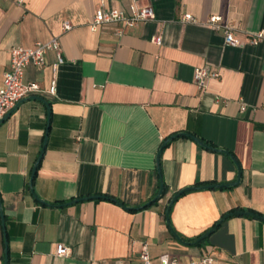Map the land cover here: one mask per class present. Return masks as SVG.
<instances>
[{
	"label": "crops",
	"instance_id": "0c3cea01",
	"mask_svg": "<svg viewBox=\"0 0 264 264\" xmlns=\"http://www.w3.org/2000/svg\"><path fill=\"white\" fill-rule=\"evenodd\" d=\"M99 3L0 0V83L11 46L57 36L63 58L56 74L54 50L44 66L27 65L24 81L39 90L0 120L7 264H131L143 245L154 264L162 254L184 264L202 254L213 264H264V220L235 213L264 217V41L248 42L264 27V0H104L106 9L149 5L155 18L92 31ZM184 13L201 22L221 16L243 44H226L208 24L180 21ZM196 66L220 76L200 87ZM37 97L48 102L49 120ZM46 136L32 193L30 172ZM166 140L165 193L145 205L159 189L156 155ZM195 185L174 199L167 222L171 198ZM57 244L69 254L57 256ZM4 251L0 218V264Z\"/></svg>",
	"mask_w": 264,
	"mask_h": 264
},
{
	"label": "built area",
	"instance_id": "2783aa9c",
	"mask_svg": "<svg viewBox=\"0 0 264 264\" xmlns=\"http://www.w3.org/2000/svg\"><path fill=\"white\" fill-rule=\"evenodd\" d=\"M18 5L24 3L25 0H10ZM155 18L154 10L151 6H138L131 3L129 11L121 9H106L104 8V0H100L99 6L96 8L91 21L88 23L90 30L96 31L102 24L119 23L123 27L131 28L141 22L152 20ZM180 21L192 23H205L217 30H221L224 34V41L231 46L243 44L234 36L235 27L227 22H222L219 15H211L206 21L201 22L190 13H184ZM72 25L68 21L62 24L63 31L70 30ZM115 34L120 36L122 28L115 30ZM153 41L161 44V37L154 36ZM264 41V27L257 32L249 34L248 42L250 44H258ZM49 50H54L57 56V62L53 65L54 74L57 72V67L62 63L63 58L60 49V40L57 36H53L49 40L42 42L38 41L31 48H26L21 45L11 46L9 49V67L4 71L0 83V120L19 102L20 99L36 93L39 86L34 82L24 81V71L29 64H34L38 67L45 65L46 54ZM220 76L219 71L212 69L209 66H196L194 68L193 79L198 86L203 87L207 80L216 79ZM56 78L51 82V93L55 92ZM244 107H242L243 109ZM55 254L57 256H67L69 248L62 244H57ZM214 258L209 254H202L190 264H213ZM131 264H154L151 262L150 255L146 245H143L138 261ZM157 264H184L175 257H170L168 254H162L159 257Z\"/></svg>",
	"mask_w": 264,
	"mask_h": 264
},
{
	"label": "water",
	"instance_id": "95a60500",
	"mask_svg": "<svg viewBox=\"0 0 264 264\" xmlns=\"http://www.w3.org/2000/svg\"><path fill=\"white\" fill-rule=\"evenodd\" d=\"M38 99L42 100L44 102V104L46 105L47 107V114H48V120H49V115H50V108H49V105H48V102L45 101L44 99L42 98H39L37 97ZM183 135H188L190 136L191 138H193L199 145L201 146H204V147H207V148H210V146H208L207 144H205L204 142H202L200 139H198L197 137L193 136V135H190V134H185V133H182ZM174 137V136H171V138ZM46 139H47V136L44 138V142H43V147L41 148L40 150V153L37 157V159L35 160L32 168H31V172H30V177H29V186H30V190L32 193L33 192V187H32V184H33V179H34V175L36 173V170H37V167L40 163V160L42 158V155H43V151H44V146H45V143H46ZM167 140L165 142L162 143L160 149L158 150L157 152V155H156V168H157V172H158V176H159V181H160V185H159V189L156 193V195L149 201L147 202L145 205H149L151 202L159 199L163 193V190H164V183H163V179H162V175H161V171H160V163H159V157H160V153L162 151V148L164 147V145L166 144ZM215 150H217L216 148H214ZM220 151H225V150H220ZM227 153V151H225ZM240 174H241V171L238 169V173H237V179L235 180V182H233L232 184H236L239 182L240 180ZM232 184H209V185H206L204 187H207V188H216V187H228ZM196 186H190V187H187V188H184L185 190H188V189H195ZM178 194H175L171 200H170V203L169 205L167 206V222H168V211L170 209V206L172 204V202L174 201V199L177 197ZM35 196V194H34ZM94 197H99V196H94ZM35 198L39 201H42L41 199H39L38 197L35 196ZM235 213H239V214H247V215H255V216H258L260 218H262L264 220V217L263 216H260L258 214H255L253 212H250V211H237ZM229 214H225L221 219L225 218L226 216H228ZM0 218H1V222H2V227H3V233H4V238H5V251H4V260H3V264H7L8 263V250H7V240H6V234H5V229H4V214H3V210H2V203H1V200H0ZM221 219L215 224V226H213L210 230H208L207 232H205L204 234H202L201 236H199L196 240H195V243L199 242L200 240L204 239L221 221ZM174 232V231H173ZM176 235V234H175ZM177 236V235H176Z\"/></svg>",
	"mask_w": 264,
	"mask_h": 264
},
{
	"label": "trees",
	"instance_id": "16d2710c",
	"mask_svg": "<svg viewBox=\"0 0 264 264\" xmlns=\"http://www.w3.org/2000/svg\"><path fill=\"white\" fill-rule=\"evenodd\" d=\"M164 142H165V141H164ZM195 186L197 187V185H195ZM188 190H191V189H188ZM185 191H187V190L183 189V190H180V191H179L178 193H176V194L180 195V194L184 193ZM164 193H165V186H164V190H163V193H162L161 196H163ZM178 195H177V196H178ZM218 221H219V220H218ZM218 221H217V222H218ZM217 222H216V223H217ZM216 223H215V224H216ZM215 224H214L213 226H215ZM213 226H212V227H213Z\"/></svg>",
	"mask_w": 264,
	"mask_h": 264
}]
</instances>
